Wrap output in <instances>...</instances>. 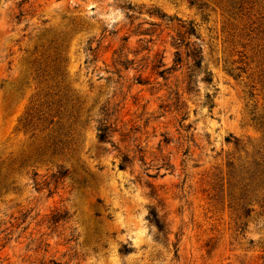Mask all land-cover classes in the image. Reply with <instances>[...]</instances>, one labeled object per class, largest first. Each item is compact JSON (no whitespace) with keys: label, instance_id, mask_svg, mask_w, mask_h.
Instances as JSON below:
<instances>
[{"label":"rangeland","instance_id":"1","mask_svg":"<svg viewBox=\"0 0 264 264\" xmlns=\"http://www.w3.org/2000/svg\"><path fill=\"white\" fill-rule=\"evenodd\" d=\"M22 2L0 0V264H264V0Z\"/></svg>","mask_w":264,"mask_h":264},{"label":"trees","instance_id":"2","mask_svg":"<svg viewBox=\"0 0 264 264\" xmlns=\"http://www.w3.org/2000/svg\"><path fill=\"white\" fill-rule=\"evenodd\" d=\"M30 2V0H23L22 2V6L24 4H28ZM195 2H193L194 4ZM183 29L186 30V32L184 34H179L177 38L173 39L174 43L173 46L177 49L176 52V58L174 60V65L173 67L169 68V69H165L163 71H161L159 73L160 76L164 77V75L166 73L171 74L172 72H178L179 69L182 67L183 64V57L182 54L180 52V49L183 48L185 40L184 37L186 34H190L193 35L195 34L196 30L192 25L189 26H183ZM144 35H149V34H144ZM187 48L189 50V54L188 57L191 58L194 62V65L197 69H202V64H203V60H202V55H201V50L196 48L195 45H187ZM94 54L96 53L97 49H90ZM149 51V49H147ZM129 63L131 62H124L121 60H117L115 62V68L116 71L118 72V74H120L122 72L121 69H118V67H122V69H124L125 71L130 70L129 67ZM55 67L53 70V79H57L60 80V100L57 101L55 104H53L55 109V114L57 117H59L60 113H61V109L64 106H68V105H72L73 109H75V104L78 103V99H75L74 97L70 96V90L69 88L65 85V72L64 69L62 67V59L61 58H57L54 62ZM165 65L162 61H159L157 65H155V69H160V68H164ZM206 81L207 82H212V78L210 75H207L206 77ZM188 90L191 92L193 90L192 88V81L189 82V87ZM208 99V104L210 105L211 109L214 107L213 106V102L210 100V96L207 97ZM116 111L114 110V108L111 107L110 103H107L106 106H104L102 108V115L104 116V119H102L101 121H99L98 123V138L101 142L106 143L109 142V139L111 138V134L113 133V128L115 126V123H111L112 118L115 116ZM46 122L49 123L50 126L54 125V120H46ZM263 128V126H261ZM61 137H56L53 138V143L52 146L49 147V149L52 151L53 156H56L58 154L61 153V151L63 150L62 147H65L67 142L63 141L62 139H60ZM125 164L128 163V159L125 158L124 159ZM122 168H124V166H121ZM69 176V172L67 170H63V168H59V171L53 175V178L56 179V182L58 181H62L67 179ZM68 215H63L61 213H57L55 215L52 216V219L50 221V224L53 226H58L61 222H67L69 220V218L67 217ZM151 218L153 219V222L155 223V225L157 226L159 232L161 234L168 235V233L166 232V225L163 224V222L159 219V216L157 213H152L151 214ZM75 238L73 236L72 239H70V241H73ZM49 247V246H48ZM133 251V249L129 248L128 246H124L122 253L124 254H129Z\"/></svg>","mask_w":264,"mask_h":264}]
</instances>
